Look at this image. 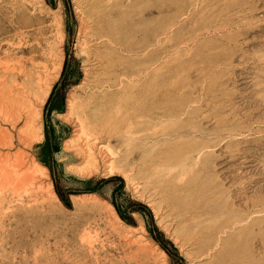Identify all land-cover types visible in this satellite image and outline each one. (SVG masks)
<instances>
[{"label": "rangeland", "instance_id": "1", "mask_svg": "<svg viewBox=\"0 0 264 264\" xmlns=\"http://www.w3.org/2000/svg\"><path fill=\"white\" fill-rule=\"evenodd\" d=\"M0 169V264H264V0H0Z\"/></svg>", "mask_w": 264, "mask_h": 264}, {"label": "bare ground", "instance_id": "2", "mask_svg": "<svg viewBox=\"0 0 264 264\" xmlns=\"http://www.w3.org/2000/svg\"><path fill=\"white\" fill-rule=\"evenodd\" d=\"M32 132H33V137L35 138L36 137V133H34V130H32ZM23 163L22 162H19L18 164H16L15 165V168L16 169H14V172H16L15 174V177H14V179L16 180V185L17 186H19V187H23L26 183H28L29 181L31 182V183H33V181H34V179H30V177L29 176H27V173L26 172H21V165H22ZM20 172H21V174H20ZM10 173V172H9ZM0 182H2V181H4V179H5V173H3L2 172V170L0 169ZM11 174H12V171H11ZM12 176H14V175H12ZM13 182H14V180H13ZM17 189V188H16ZM16 192V191H15ZM15 195H17V192H16V194ZM19 195V194H18Z\"/></svg>", "mask_w": 264, "mask_h": 264}]
</instances>
